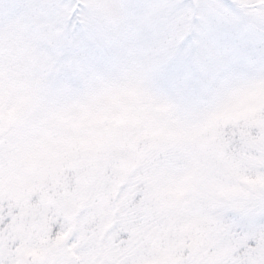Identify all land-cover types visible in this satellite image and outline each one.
I'll return each mask as SVG.
<instances>
[{
  "label": "snow or ice",
  "instance_id": "1",
  "mask_svg": "<svg viewBox=\"0 0 264 264\" xmlns=\"http://www.w3.org/2000/svg\"><path fill=\"white\" fill-rule=\"evenodd\" d=\"M0 264H264V0H0Z\"/></svg>",
  "mask_w": 264,
  "mask_h": 264
}]
</instances>
